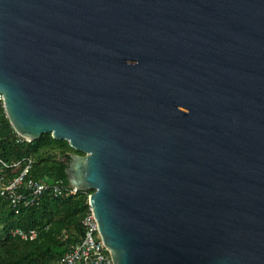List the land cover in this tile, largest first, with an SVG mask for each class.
Listing matches in <instances>:
<instances>
[{
  "label": "water",
  "instance_id": "water-1",
  "mask_svg": "<svg viewBox=\"0 0 264 264\" xmlns=\"http://www.w3.org/2000/svg\"><path fill=\"white\" fill-rule=\"evenodd\" d=\"M0 92L113 264H264V0H0Z\"/></svg>",
  "mask_w": 264,
  "mask_h": 264
},
{
  "label": "trees",
  "instance_id": "trees-1",
  "mask_svg": "<svg viewBox=\"0 0 264 264\" xmlns=\"http://www.w3.org/2000/svg\"><path fill=\"white\" fill-rule=\"evenodd\" d=\"M73 150L65 140L44 133L33 141L19 137L3 112L0 118V160L13 163L32 159L29 176L46 183L68 186L65 162ZM15 168L13 171H18ZM44 194L31 206L14 214L0 198V264H56L60 256L75 245L83 234L80 220L87 209V194ZM11 227L40 228L34 240H21L8 234Z\"/></svg>",
  "mask_w": 264,
  "mask_h": 264
},
{
  "label": "built area",
  "instance_id": "built-area-1",
  "mask_svg": "<svg viewBox=\"0 0 264 264\" xmlns=\"http://www.w3.org/2000/svg\"><path fill=\"white\" fill-rule=\"evenodd\" d=\"M3 112V95L0 92V118ZM31 164L32 159L29 157L9 164L0 160V198L8 204L14 214H18L21 208L36 204L46 193L68 196L79 191L69 185L46 183L29 176ZM15 168L20 169L13 171ZM80 225L83 230L80 240L63 253L56 264H113L110 253L100 238L89 202V194H87V209L80 220ZM40 230V228L11 227L8 234L21 240L31 241L38 236Z\"/></svg>",
  "mask_w": 264,
  "mask_h": 264
}]
</instances>
